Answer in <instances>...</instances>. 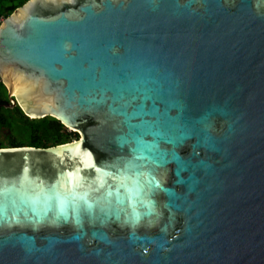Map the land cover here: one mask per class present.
<instances>
[{
	"label": "water",
	"instance_id": "obj_1",
	"mask_svg": "<svg viewBox=\"0 0 264 264\" xmlns=\"http://www.w3.org/2000/svg\"><path fill=\"white\" fill-rule=\"evenodd\" d=\"M0 80L78 134L0 147V264H264V0H26Z\"/></svg>",
	"mask_w": 264,
	"mask_h": 264
},
{
	"label": "trees",
	"instance_id": "obj_2",
	"mask_svg": "<svg viewBox=\"0 0 264 264\" xmlns=\"http://www.w3.org/2000/svg\"><path fill=\"white\" fill-rule=\"evenodd\" d=\"M26 0H0V21ZM16 127L21 138L11 137L7 146L31 145L46 147L70 141L78 137L77 132L68 131L58 120L51 116L30 119L18 106H9L7 92L0 80V130ZM0 142V147H3Z\"/></svg>",
	"mask_w": 264,
	"mask_h": 264
},
{
	"label": "rangeland",
	"instance_id": "obj_3",
	"mask_svg": "<svg viewBox=\"0 0 264 264\" xmlns=\"http://www.w3.org/2000/svg\"><path fill=\"white\" fill-rule=\"evenodd\" d=\"M68 131L72 130L68 129ZM21 136L22 134L19 133L16 127L11 128V130H0V142H3V146H7V142L11 137L18 139L21 138Z\"/></svg>",
	"mask_w": 264,
	"mask_h": 264
}]
</instances>
